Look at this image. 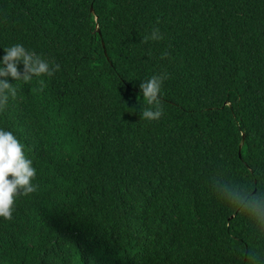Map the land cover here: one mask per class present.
I'll return each instance as SVG.
<instances>
[{
	"label": "trees",
	"instance_id": "obj_1",
	"mask_svg": "<svg viewBox=\"0 0 264 264\" xmlns=\"http://www.w3.org/2000/svg\"><path fill=\"white\" fill-rule=\"evenodd\" d=\"M17 42L60 67L7 77L0 127L37 173L0 264H264L232 200L264 187V0H0V56Z\"/></svg>",
	"mask_w": 264,
	"mask_h": 264
},
{
	"label": "clouds",
	"instance_id": "obj_2",
	"mask_svg": "<svg viewBox=\"0 0 264 264\" xmlns=\"http://www.w3.org/2000/svg\"><path fill=\"white\" fill-rule=\"evenodd\" d=\"M162 34L158 27H153L151 32L144 36V40L160 39ZM4 53L0 56V109H2L9 97H15L17 89L7 77L14 80L28 81L34 76H51L59 65L38 55L23 43H13L3 46ZM23 64V71L18 67ZM164 74H153L145 80H141L139 88L146 100V106L140 110L141 116L146 119H158L163 109L159 103ZM43 84V81H41ZM37 173L32 159L26 155L24 144L9 129L0 127V217L12 218L13 203L16 194H28L35 190L33 183ZM11 174V176H9ZM232 200L243 208L246 214L258 224H264V187L253 191L246 187L243 190L236 189L232 192Z\"/></svg>",
	"mask_w": 264,
	"mask_h": 264
},
{
	"label": "water",
	"instance_id": "obj_3",
	"mask_svg": "<svg viewBox=\"0 0 264 264\" xmlns=\"http://www.w3.org/2000/svg\"><path fill=\"white\" fill-rule=\"evenodd\" d=\"M92 9H93V7H92Z\"/></svg>",
	"mask_w": 264,
	"mask_h": 264
}]
</instances>
